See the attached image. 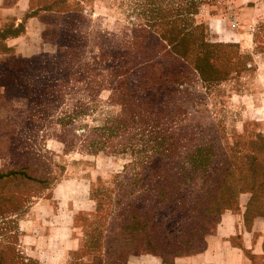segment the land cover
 <instances>
[{
  "label": "rangeland",
  "instance_id": "374dc122",
  "mask_svg": "<svg viewBox=\"0 0 264 264\" xmlns=\"http://www.w3.org/2000/svg\"><path fill=\"white\" fill-rule=\"evenodd\" d=\"M1 3L0 157L10 167L0 180V264H117L133 237L119 264H190L230 212L260 236L264 0ZM198 56L214 71L194 73ZM123 92L142 116H159L158 138L137 122L120 144L84 149L85 136L109 138ZM169 142L176 152L156 154ZM188 146L206 162L192 188L181 169ZM139 160L150 168L132 166ZM137 176L148 192L119 200L116 184ZM134 197L150 201L139 209L150 235L116 230Z\"/></svg>",
  "mask_w": 264,
  "mask_h": 264
},
{
  "label": "trees",
  "instance_id": "16d2710c",
  "mask_svg": "<svg viewBox=\"0 0 264 264\" xmlns=\"http://www.w3.org/2000/svg\"><path fill=\"white\" fill-rule=\"evenodd\" d=\"M183 53L185 56L187 55V53H188L187 48H183ZM206 56L209 57L208 55H206ZM197 59L199 61V65L195 66L194 73L199 72L201 75H204L205 74L204 71H206V69H212L214 71L213 66H207L203 63V61L206 63L207 58L202 57V56H198ZM181 66H182L183 74L189 75V73H191L190 68L188 66H186L184 64ZM153 75H158V74H153ZM120 104L124 108L121 116L119 117L118 120H116L115 125L111 126V128H105V132H109L108 133L109 138H107V136H105L103 132H102L103 135L101 137L98 136L99 140H98V138L96 139V137L93 138L94 135L85 136L86 140L83 143L84 149L96 150V149H98L99 145H101V144L104 146H113L115 138L120 139L119 140V144H120L122 142V137L124 136V134L127 133V130H130V128L133 127L132 124H134V123L137 124V122L144 124L143 126L146 125L145 130L149 131L148 128L153 129V132L150 134V138H158V134H160V133H158V131L155 130V128L157 127V122H159V116L158 115H155L157 118H151L150 114H147V115H149V117L142 116V115H146V114H143L142 112H138V111L134 110L132 108V105L130 104L128 98H126V94L124 92L122 93V99H121ZM138 116H142L141 119H137ZM100 130L101 129H98V131H100ZM102 137H104V138H102ZM75 138H77V136H75ZM68 143H71V145L73 146V141L72 142L68 141ZM187 148L189 150H186V153H188V151H189V153L191 154V157L187 156V158L184 159L181 169L185 170V172H184L185 185L188 188H192L193 183L191 181L194 180L195 178H197L198 171L203 173V174L206 173V170H205L206 162L204 160L203 148H201L202 151L198 150V151H196L195 154L193 153L192 149L189 146ZM175 149H176V147L174 146L173 142H169L166 145H161L160 149L156 150V154H161V155L164 154L163 156H169V155L173 154L174 152H176ZM189 153H188V155H189ZM150 159H152V158H150ZM164 160H168V159H164ZM254 160H255V158L252 156L247 157V161L250 163H253ZM151 163H152V160H139V162L135 163V165L133 164L132 166H138L139 168L142 167V168L146 169V168H150ZM3 175H0V177L2 178ZM116 187L119 188V190H122L121 194L119 195V200L128 194L137 195V193L141 194L142 191L148 192V188L145 187V184L142 182V180L140 178H138V176L136 177L135 180L131 179V181L128 182L127 185H123V184L118 182L116 184ZM137 187H139V189H136ZM136 197H138V196H136ZM136 197H134L127 204V210H126V214H124V217L116 218L113 222H116V224H117L116 230L120 233L124 232L127 229H136V230L141 229L144 231L145 234L150 235V232L148 231V229L146 227V222H148L149 216L140 214V211H139L140 208H143L145 205L150 204V201L148 202V200H145L144 198H136ZM122 203H123V201L122 202L120 201V204H122ZM160 203L163 204V200L160 201ZM133 239H134V237L132 238L131 241H127V243L124 246L122 243L121 248L120 247L117 248L115 254L119 255V258H118L117 262H115V263L119 264V262L120 263L123 262V260L130 255V253H131L130 246L135 243V241ZM95 240H96V238H93V241L96 243ZM145 240H146V242H145L146 245L154 247L156 249L163 250L165 247V242L163 239H159V238H156L153 236H147ZM98 260H99L98 257H94V261L92 264H97ZM110 263L112 264V262H110L108 260L107 261L104 260V264H110Z\"/></svg>",
  "mask_w": 264,
  "mask_h": 264
},
{
  "label": "crops",
  "instance_id": "0c3cea01",
  "mask_svg": "<svg viewBox=\"0 0 264 264\" xmlns=\"http://www.w3.org/2000/svg\"><path fill=\"white\" fill-rule=\"evenodd\" d=\"M1 2L0 12L4 10ZM24 6L25 2L17 9L20 11ZM9 167L10 160L0 157V175L6 170L8 173ZM206 241V252L188 260L190 264L192 261H195L193 264H264V229L261 228L260 236L254 239L244 221L237 219L231 212L223 215L222 221L207 236ZM155 260V264H160L158 258Z\"/></svg>",
  "mask_w": 264,
  "mask_h": 264
},
{
  "label": "built area",
  "instance_id": "2783aa9c",
  "mask_svg": "<svg viewBox=\"0 0 264 264\" xmlns=\"http://www.w3.org/2000/svg\"><path fill=\"white\" fill-rule=\"evenodd\" d=\"M235 26V25H234Z\"/></svg>",
  "mask_w": 264,
  "mask_h": 264
}]
</instances>
